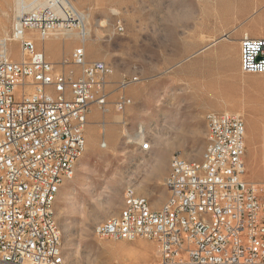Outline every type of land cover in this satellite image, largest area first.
I'll use <instances>...</instances> for the list:
<instances>
[{
	"label": "rangeland",
	"instance_id": "374dc122",
	"mask_svg": "<svg viewBox=\"0 0 264 264\" xmlns=\"http://www.w3.org/2000/svg\"><path fill=\"white\" fill-rule=\"evenodd\" d=\"M16 1L0 0V51L3 43L18 61L22 58L19 44L8 39L18 14ZM48 1L35 4L43 6ZM68 1L85 14L88 33L84 42L75 28L58 30L62 35L50 34L45 39L28 31L35 49L60 53V60L51 62L55 70L78 74L80 68L71 63V52L84 46L85 60L108 63L112 74L106 84L107 111L99 109L92 123L86 119L84 151L56 195L54 215L63 260L65 264L152 263L157 260L154 241L100 238L93 228L119 213L128 188L146 198L151 209L161 206L167 197L163 180L171 156L201 157L206 113L240 115L245 123V156L251 161L246 163V174L252 182L264 180V74L240 72L233 85L211 64L200 77L201 55L196 54L204 42L222 38L239 46L244 33L264 35V0ZM124 76H136L138 81L125 88L131 104L118 111L114 102ZM30 90V85L18 86L15 95ZM146 140L150 147L141 150ZM158 156L164 160L159 173L153 165ZM258 172L260 178H250ZM139 183L145 191L138 189Z\"/></svg>",
	"mask_w": 264,
	"mask_h": 264
},
{
	"label": "built area",
	"instance_id": "2783aa9c",
	"mask_svg": "<svg viewBox=\"0 0 264 264\" xmlns=\"http://www.w3.org/2000/svg\"><path fill=\"white\" fill-rule=\"evenodd\" d=\"M52 2L14 17L8 39L18 42L21 60L6 45L0 51V264H64L56 256V182L71 177V159L84 151L89 106L107 111L108 63L86 61L80 46L71 52L78 74L57 71L28 36L35 31L45 39L75 28L84 42L85 14L71 3L60 11ZM239 46L241 70L264 73V37L243 35ZM137 81L124 76L118 82L116 110L131 104L124 90ZM26 85L31 90L16 97V88ZM205 120L203 161L170 158L163 180L169 204L154 210L146 198L125 192V216L98 227L100 238L154 241L157 260L140 264H264V180L243 177L244 122L227 111L208 112Z\"/></svg>",
	"mask_w": 264,
	"mask_h": 264
},
{
	"label": "crops",
	"instance_id": "0c3cea01",
	"mask_svg": "<svg viewBox=\"0 0 264 264\" xmlns=\"http://www.w3.org/2000/svg\"><path fill=\"white\" fill-rule=\"evenodd\" d=\"M243 35H247L249 37L252 38H259V37H264V35H259V36H250L247 33L242 34ZM241 36V38H242ZM240 37V36H238ZM240 41V40H239ZM45 55V58L49 61V62H58L60 60V53L58 54H53L51 52H43ZM197 55H201L199 56L198 60H200L201 62V73H200V77L204 76V71H206L208 69V66L211 64H215L218 66V69L220 70V74H222V76L227 78V81L230 84L235 85L237 78L241 73H245L241 70L240 66H239V46L229 42L227 40H223L222 38L219 39H215L211 42H204L201 43V46L197 49L196 52ZM206 74V73H205ZM247 74H264V73H247ZM207 75V74H206ZM226 81V83H228ZM201 85L203 84V81H200ZM242 91V90H241ZM236 93H239L240 90L237 88ZM201 94H203V91H201ZM219 96V94H218ZM228 112V111H227ZM99 116V108L94 105L91 104L89 106V110L86 114V119L89 123L94 122V120H97ZM244 127H245V123H244ZM245 141V139H244ZM244 166H246V163L248 165L251 164L250 161V157L245 156L244 153ZM247 161V162H246ZM244 179L251 181L249 179V176L246 174V170L244 172L243 175ZM261 174L260 172L256 173L254 176H251L250 178H260Z\"/></svg>",
	"mask_w": 264,
	"mask_h": 264
},
{
	"label": "bare ground",
	"instance_id": "6f19581e",
	"mask_svg": "<svg viewBox=\"0 0 264 264\" xmlns=\"http://www.w3.org/2000/svg\"><path fill=\"white\" fill-rule=\"evenodd\" d=\"M36 1L37 0H17L16 1V10H17V12L20 13V11L22 12L25 9H28V8L30 9L32 5H34L35 7H40V5L39 6H36V5H38L37 3L35 4ZM69 3L70 2H68V0H61L60 3H59L58 0L57 1L56 0H53L52 5H55L58 8V10H60V8H63V5L65 7V5L66 6L69 5ZM56 31H58V30H54L50 34H53L54 35L53 37H59L60 35H62V33L56 32ZM29 32H34V31H29ZM27 33H28V31H27ZM34 33L36 34V32H34ZM2 46H3L2 51H5L6 46L3 45V43H2ZM205 121H206L207 131H208V120H205ZM146 142L149 143V144H148V147L145 148V150L148 149L150 147V141L149 140H146L145 142H143L141 144L140 148L143 145H145ZM81 155L82 154H80L79 158L81 157ZM79 158H73V159H71V170H73V167H74L75 163L77 162V160ZM201 161H203V151L201 153V157H200L199 160H190V163H200ZM163 162H164V160H163L162 156H158V158L153 162V165H154L156 171H158V173L161 171V167L163 166ZM169 172H171V164H169ZM64 179L65 178H60V180H58L56 182V195H57L58 190H59L61 184L63 183ZM137 186H138V189L140 191H145L146 190L144 184L139 183ZM125 192H128V194H132V195H134L136 197H142V196L137 195L136 193H134V191H133L132 188L126 189ZM55 199H56V196L52 199V211L53 212H54ZM155 200L156 199H154V202H155ZM162 204H169V190H167V197L165 198V200H164V202ZM118 216H125V206H124V203H122V207H121V209H120V211L118 213ZM114 217H115V215L114 216H111V217H109L107 219L114 218ZM101 222H98L94 226V228H93L94 233L97 236H99V237H100V228H98V227L101 225ZM55 226H56V233H57V235H59V246L56 247V256H57V259H59L60 261H64L63 260V256H62V252H61V233H60V230H59L58 225L56 223V220H55Z\"/></svg>",
	"mask_w": 264,
	"mask_h": 264
}]
</instances>
